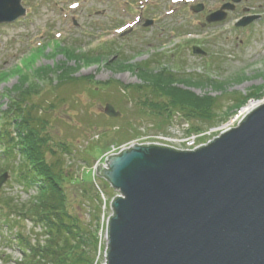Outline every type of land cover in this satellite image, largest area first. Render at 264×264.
Wrapping results in <instances>:
<instances>
[{"label":"rangeland","instance_id":"rangeland-1","mask_svg":"<svg viewBox=\"0 0 264 264\" xmlns=\"http://www.w3.org/2000/svg\"><path fill=\"white\" fill-rule=\"evenodd\" d=\"M205 1L218 6L220 0ZM22 5L27 10L24 17L0 25V73L7 71L9 76L0 82V106L7 108L9 100L3 96L26 74L27 89L34 90L29 100L44 108L40 113L49 119V134L53 138L49 148L53 152L47 153L48 159L53 161L59 157L65 169L78 181L68 186L69 201L72 213L79 215L84 225H90L93 220L94 205L85 200L81 207V188L92 185L99 192V186L104 192L94 264H105L106 220L112 215L109 201L118 191L107 181L97 178V166L103 164L108 168L105 155L113 146L155 143L160 136L169 137L165 144L177 150L198 148L202 145L193 147L195 142L190 147L193 142L186 140L192 123L201 128L198 138L205 137L203 145L206 146L217 137L216 131L243 107L251 101L263 102L264 0H245V7L251 14L261 15L248 27L236 28V19H229L222 25L212 24L206 29L200 25L203 19L194 15L188 4L179 5L174 0H22ZM175 5L179 7L174 9ZM243 14L247 13L242 11L231 17ZM147 20L152 24L145 26ZM192 46L201 47L208 56L193 54ZM66 50L70 55L76 52L83 58L97 55L101 58L94 64L75 62L71 60L76 59L67 57ZM62 63L77 69L70 77L78 81L57 86L66 68L52 72L47 77L49 81L38 77L34 70L55 68ZM137 64H147L153 69L166 68L179 76L191 77L195 84L182 85L183 88L198 96L218 98V117L214 123H190L180 114L164 121L149 111H142L137 103L139 96L133 91L142 81L137 77V69L126 67ZM86 78H92V83ZM206 79L224 86L215 88ZM36 84L39 88L34 89ZM123 86L133 90H125ZM257 88H261V92L256 99L248 100L228 114L236 98L246 97ZM94 89L97 94L93 93ZM106 104L113 105L121 116H107ZM64 145L70 152L64 150ZM1 151L0 147L2 169L14 162L4 158ZM7 171L10 177L0 188V202L13 199L26 203L35 191L24 190L14 182L11 170ZM6 213V210L0 211V264H18L22 255L15 236L20 230L32 232L33 227L30 222L22 226L20 222H13L18 219L16 216L6 220Z\"/></svg>","mask_w":264,"mask_h":264},{"label":"water","instance_id":"water-1","mask_svg":"<svg viewBox=\"0 0 264 264\" xmlns=\"http://www.w3.org/2000/svg\"><path fill=\"white\" fill-rule=\"evenodd\" d=\"M223 9L207 21L224 20ZM25 14L21 0H0V24ZM104 112L121 116L111 104ZM239 124L195 150L134 144L97 166L120 194L105 264H264V103Z\"/></svg>","mask_w":264,"mask_h":264},{"label":"trees","instance_id":"trees-1","mask_svg":"<svg viewBox=\"0 0 264 264\" xmlns=\"http://www.w3.org/2000/svg\"><path fill=\"white\" fill-rule=\"evenodd\" d=\"M66 51L67 57L70 60L76 59L71 60L75 62L94 64L101 58L98 55L83 58L76 52H70L73 53L70 55L69 50ZM67 65L62 63L55 68H37L35 72L38 77L48 79L52 72L66 68L64 75L59 76L57 81V86H62L70 81L79 80L70 77L71 72L77 69ZM126 67L137 69V77L142 81L141 85L134 87L135 90L123 86L125 90L132 89L137 92L139 96L137 103L142 111H149L164 121L172 120L177 114L190 123L197 121L214 123V119L218 117L217 97L198 96L182 87V85L191 87L195 84L191 77L179 76L166 68L153 69L147 64ZM7 74L6 71L0 73V82L9 78ZM207 80L208 84H213L215 88L224 86L223 83L217 84ZM86 81L91 84L92 78H86ZM27 85L28 78L24 74L19 78L17 85L2 95L9 100L7 108L1 109L0 106L1 152L4 158L14 162L0 168V174L10 169L15 183L26 191H35L34 196L26 203H19L13 199L0 202V211L7 212L6 220L16 216L18 219H13V222L17 224L20 222L21 226L30 222L33 227L32 232L20 230L15 236L22 255L18 264H94L99 242L97 225L101 206L100 195L92 185H89L90 183H86L89 185L88 188L85 186L81 188L83 200L81 207L85 205V200L94 205L93 220L86 226L79 215L72 213L69 201L68 186L78 181L65 169L59 157L53 161L48 159L47 153L53 152L49 148L53 139L49 134V119L40 113V110L44 112V108L32 104L29 100L34 90H28ZM36 87L37 84L33 86L34 89ZM96 92L94 89L93 93L97 94ZM260 92L261 88H257L246 97L236 98L228 114L233 109L242 107L248 100L256 99ZM141 97L144 99L141 100ZM191 130L199 131L201 128L192 123ZM64 147L65 151L70 152L66 145Z\"/></svg>","mask_w":264,"mask_h":264},{"label":"flooded vegetation","instance_id":"flooded-vegetation-1","mask_svg":"<svg viewBox=\"0 0 264 264\" xmlns=\"http://www.w3.org/2000/svg\"><path fill=\"white\" fill-rule=\"evenodd\" d=\"M232 0H220L218 3L219 5L218 6H211L209 3H207L205 0H198L196 3H193V4H188L187 6L189 7V9H194V8H201V11L200 12H197L195 13L193 10V14L196 15V16H200L203 21L201 20L200 21V25L202 27V29H206L208 28L209 26H211L212 24H218L219 25H222L225 21H228L229 19H239L240 17L242 16H238L237 18H233L231 17L233 14H236V13H241L242 11H245L247 10L248 8L245 7V0H239L238 3L235 5V8L228 13V16H227V20L223 21V22H219V23H212V24H208V23H205L206 21V18L209 14L213 13V12H216L218 11L219 8L223 7L225 4H229ZM179 7V5H175L174 9H177ZM236 24V22H235ZM237 28V27H236ZM240 28V27H238Z\"/></svg>","mask_w":264,"mask_h":264},{"label":"built area","instance_id":"built-area-1","mask_svg":"<svg viewBox=\"0 0 264 264\" xmlns=\"http://www.w3.org/2000/svg\"><path fill=\"white\" fill-rule=\"evenodd\" d=\"M253 103H260L258 106H260L261 104H263L264 103V101L263 102H260V101H253ZM252 104V103H251ZM251 104H249V105H251ZM257 106V107H258ZM246 108V107H245ZM245 108H243V109H241L239 112H238V114L237 115H235L233 118H232V120L230 121V122H228V123H226V124H224L220 129H219V131H216V133H219V134H221V133H223L224 131H227L228 129H230V128H234V127H237V126H239L240 124V122L243 120V118L245 117L244 116V114H243V111L245 110ZM218 134V135H219ZM156 137V136H155ZM156 140H158L157 142H155V143H153V144H158V145H163V146H169V147H171L170 145H167V144H165V143H168V140H169V137H167V136H160V137H158ZM186 140H189L188 142H193V143H191V145H189L190 147L191 146H193L194 145V143H195V145L193 146V147H196V146H199V145H197V137L196 136H191V137H187L186 138ZM208 142H210V141H208ZM207 142V143H208ZM134 144H142L141 142H137V143H133V144H131V145H127V146H121V147H119V148H113L112 149V151H111V153H113V154H119L121 151H123L124 149H129L132 145H134ZM145 144H151V142H146ZM200 145H203V144H200ZM172 148H174V147H172ZM189 149H192V148H189ZM193 149H196V148H193ZM113 214V213H112ZM109 218V217H108ZM108 218H107V220H106V234H107V224H108Z\"/></svg>","mask_w":264,"mask_h":264},{"label":"bare ground","instance_id":"bare-ground-1","mask_svg":"<svg viewBox=\"0 0 264 264\" xmlns=\"http://www.w3.org/2000/svg\"><path fill=\"white\" fill-rule=\"evenodd\" d=\"M260 103H252L251 105H248L245 110L243 111L244 116H246L250 111L255 109Z\"/></svg>","mask_w":264,"mask_h":264}]
</instances>
